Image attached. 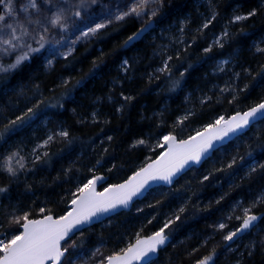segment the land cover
I'll return each mask as SVG.
<instances>
[{"label":"trees","instance_id":"trees-1","mask_svg":"<svg viewBox=\"0 0 264 264\" xmlns=\"http://www.w3.org/2000/svg\"><path fill=\"white\" fill-rule=\"evenodd\" d=\"M164 3V22L131 45L124 46L123 42L142 22L135 19L114 22L99 36L77 44L67 60L57 57L46 67L40 56L9 78L8 88L0 91V105L8 106L5 115L9 114V109L20 114L25 106L30 107L39 100L45 104L59 102L63 107L42 106L44 115L6 144L0 143V156L18 149L25 157L26 169H31L19 171L17 177L0 172V186L9 189L0 194V224L3 225L0 231H21L19 225L8 218L14 209L17 216L27 212L30 219L48 214L49 210L54 216L63 215L69 208L71 192L84 177L90 176L88 169L96 165L97 160L103 164L96 168L97 174L106 178L103 188L126 179L163 150L133 148L134 141L146 138L155 145L161 134L170 131L178 138H187L212 119L245 110L264 97V80L257 75L264 65V53L255 49L257 44L264 47L261 43L264 41V0H164ZM213 8L217 12L216 20L203 33L197 32ZM253 8L257 9L255 17L229 25L233 36L223 49L214 47L212 52L203 53L202 49L221 33L233 15ZM182 20L187 21L183 40L193 44L196 37L187 51H184L185 44L179 42ZM241 30L247 34L246 38L241 37ZM177 51H180V59H176ZM167 55L173 57L174 79H179L181 65L193 66L184 78L182 89L175 92L168 90L166 76L161 75L158 80L149 78L150 73L159 75L155 70ZM125 59L130 64L127 73L121 70ZM226 59H231L225 66L226 71H216L218 63ZM246 68L251 69V75L244 72ZM237 72L240 73L238 80L233 78ZM65 79L70 80L67 89L63 86ZM226 82L237 89L245 84L250 88L247 92H238L239 99L229 104L231 94L219 91ZM257 82L259 86L255 87ZM121 93L133 99L125 101ZM205 95L211 100L201 105L200 100ZM120 105L124 108L117 112ZM188 109L195 115L173 130L176 118ZM93 112L97 113L96 121L92 120ZM60 128L69 131L73 142L69 144L57 137L47 147L39 149L41 154L49 153V157L43 158L47 163H33V148ZM257 133L264 139V122L226 144L199 167L183 173L173 185L154 188L152 194L137 201L130 210L88 227L83 237L77 233L73 239L83 241L89 264L102 258L100 254L92 257L96 247H100L102 255L117 252L135 240L136 233L147 224L146 217L155 216L156 220L143 228L142 235L158 230L181 206L186 210L181 219L170 226L171 240L159 253L157 264H193L214 248L215 264H264V219L230 242V250L223 240L227 231L239 226L241 221L235 216L242 215V207L251 205L264 193V171L248 176V168L239 165L228 171H216L234 155L243 156L250 147L255 149ZM108 136H112L111 141ZM255 158L264 163V153L257 150ZM67 169L71 172L66 175ZM232 172L235 175H230ZM209 173H212L210 179L201 183L202 177ZM149 204L156 206L149 208ZM41 208L45 213L40 212ZM138 208L143 211L137 212ZM253 211L264 217V204H257ZM228 216L233 219L228 220ZM220 222L227 223L228 228L217 231L215 226ZM194 248L199 250L191 254Z\"/></svg>","mask_w":264,"mask_h":264},{"label":"snow or ice","instance_id":"snow-or-ice-1","mask_svg":"<svg viewBox=\"0 0 264 264\" xmlns=\"http://www.w3.org/2000/svg\"><path fill=\"white\" fill-rule=\"evenodd\" d=\"M164 6V0H107V2L106 0H0V91L8 88L10 77L18 74L33 60L44 56L46 67H50L53 59L57 57L67 60L72 56L77 44L99 36L102 30H106L114 22L120 23L129 19L142 22L141 27L123 42L124 46L131 45L164 22L162 15ZM256 15V8L246 13L233 15L221 33L202 49L203 53L212 52L214 47L223 49L227 40L233 36L229 25L247 21ZM157 17L160 18L157 19ZM216 18L217 12L213 8L210 17L205 19L197 32L203 33ZM186 24L187 21L182 20L179 29L182 34L179 42L185 44L184 51L191 48L196 40V37H193V44H188L183 40ZM240 35L242 38L247 36L243 30ZM255 49L258 53H264V47H261L260 44L255 45ZM180 58V51H177L176 59ZM172 60L173 57L167 55L162 60L161 66L155 70L159 75L150 73L149 78L158 80L161 75L166 76L168 90L175 92L177 89H182L184 78L193 66L191 64L187 67L181 65L183 70L179 73V79H174ZM93 63L95 65L96 62ZM230 63L231 59L220 61L216 71H226L225 66ZM129 67V61L123 60L121 70L127 73ZM261 69L262 71L257 75L261 80H264V65L261 66ZM244 72L252 74L250 68L244 69ZM239 77L240 73H234V79L238 80ZM255 79L256 77L253 76V80ZM69 83V79L63 80V86L66 89ZM79 83L80 81H77V84ZM254 86L258 87L259 82ZM249 88L250 85L245 84L243 88L237 89L231 82H226L219 91L221 94H231L232 98L228 101L231 104L239 99L238 92H247ZM121 96L125 101L133 99L131 96H124L123 93ZM189 98L185 97L186 100ZM210 100L211 97L205 95L201 98L200 103L203 105ZM42 106L62 108L63 104L59 102L45 104V101L39 100L30 107L25 106V110H21L20 114L9 109L8 115L4 114L5 108L8 106L0 105V143L6 144L12 136L30 127L40 116L44 115L41 110ZM123 108L124 105H120L116 110L120 112ZM194 115L193 110H186L176 118L172 125L173 130L183 126ZM97 118V113L93 112L92 120L96 121ZM261 122H264V97L247 109L238 110L227 118L220 115L212 119L186 139L178 138L174 131L161 134L155 145H151L149 139H138L133 142L131 147L144 146L150 151H155L156 148L164 150L154 160L134 171L123 183L109 184L107 187H103V191H97V186L102 187V182L106 180L105 176L97 174V166L103 167L102 161L97 160L96 165L88 169L90 176L84 177L76 190L71 192V206L63 215L54 216L49 210L48 214L43 215L41 219H30L27 212L22 216H17L15 209L13 210L8 218L18 224L22 230L18 232L0 231V264H89L83 251V241L73 239L77 233L83 237L84 231L94 223L101 222L102 217H108L110 214L118 215L122 210H130L137 201L152 194L156 187L173 185L181 174L192 170L194 166L202 165L203 162L211 159L213 153L222 150L234 139L247 135V132ZM261 136L262 134L257 133L255 149L250 147L243 156L234 155L226 165L216 171H228L236 168L237 165L240 168L247 167L248 176L264 171V163H259L255 158L257 150L264 153V139ZM57 137L68 141L69 144L74 139L66 128H60L50 133L33 148V163H47L43 158L49 157V153L41 154L39 149L47 147ZM107 139L111 141L112 136H108ZM104 151L107 152L108 149ZM24 160L25 157L18 149L0 156V172L7 173L10 177H17L21 170L31 171V169H26ZM69 172L71 169L66 170V175ZM211 175L212 173L204 175L201 183L208 181ZM230 175H235V172ZM8 191L7 186H0V194ZM257 204H264V193L258 195L251 205L242 207V215L235 216L236 220L241 221L239 226L227 231L223 236L229 250L230 242L249 232L258 221L264 219L253 211ZM155 206L154 204L148 205L149 208ZM237 207H240L239 203ZM185 210L181 206L174 216L166 219L158 230L153 231L150 235H142L143 228L156 220L155 216L151 219L146 217L147 224L136 233L134 242H129L126 247L109 255H102L100 247H96L92 251V257L100 254L102 258L95 264H157L159 253L170 242V226L181 219ZM142 211L143 209H137V212ZM40 212L45 213V209L41 208ZM227 219L231 220L233 217L228 216ZM215 228L217 231H224L228 228V224L220 222ZM0 229H3L2 224H0ZM204 243L206 244L207 241ZM252 247L254 248L255 245L253 244ZM198 250V248H194L191 254ZM251 254L249 252V255ZM216 257L217 252L214 248L207 255L195 259L193 264H215Z\"/></svg>","mask_w":264,"mask_h":264},{"label":"water","instance_id":"water-1","mask_svg":"<svg viewBox=\"0 0 264 264\" xmlns=\"http://www.w3.org/2000/svg\"><path fill=\"white\" fill-rule=\"evenodd\" d=\"M233 114H234V113H233ZM233 114H231V115H233ZM231 115H230V116H231ZM226 118H227V117H226ZM184 139H186V138H184ZM163 150H164V149H163ZM163 150H162V151H163ZM162 151H161V152H162ZM156 157H157V156H156ZM156 157H155V158H156ZM155 158H153V159H151V160H154ZM151 160H149V161H147V162H151ZM147 162H146V163H147ZM142 166H143V165H142ZM142 166H141V167H142ZM199 166H200V165H197V166H194V167H199ZM137 170H138V169H137ZM137 170H136V171H137ZM131 175H132V174H131ZM181 175H182V174H181ZM181 175H180V176H181ZM129 176H130V175H129ZM129 176H128V177H129ZM180 176H179V177H180ZM128 177H127V178H128ZM179 177H178V178H179ZM127 178H126V179H127ZM178 178H177V179H178ZM126 179L122 180V181L119 182V183H123ZM104 182H105V181H104ZM104 182H102V183H104ZM119 183H116V184H119ZM107 186H108V185H107ZM107 186H105V187H107ZM161 186H167V185H161ZM97 191H103V188H101V186L98 185V186H97ZM70 206H71V205H70V203H69V208H70ZM122 211H127V210H122ZM112 215H114V214H110V216H112ZM110 216H108V217H110ZM108 217H102V218H101V221L104 220V219H106V218H108ZM41 218H42V216L37 217V218H31V219H41ZM94 224H96V223H94ZM94 224H93V225H94ZM20 230H22V229H20ZM150 234H151V233H150ZM150 234H147V235H150ZM170 240H171V239H170ZM133 242H134V241H133Z\"/></svg>","mask_w":264,"mask_h":264},{"label":"rangeland","instance_id":"rangeland-1","mask_svg":"<svg viewBox=\"0 0 264 264\" xmlns=\"http://www.w3.org/2000/svg\"><path fill=\"white\" fill-rule=\"evenodd\" d=\"M106 2H107V0H106ZM141 22V21H140ZM43 59H44V61H45V57L43 56Z\"/></svg>","mask_w":264,"mask_h":264}]
</instances>
